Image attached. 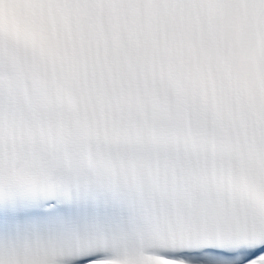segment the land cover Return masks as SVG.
Wrapping results in <instances>:
<instances>
[{"label": "snow or ice", "instance_id": "obj_1", "mask_svg": "<svg viewBox=\"0 0 264 264\" xmlns=\"http://www.w3.org/2000/svg\"><path fill=\"white\" fill-rule=\"evenodd\" d=\"M0 264H264V0H0Z\"/></svg>", "mask_w": 264, "mask_h": 264}]
</instances>
